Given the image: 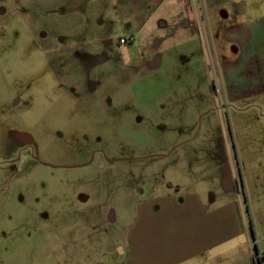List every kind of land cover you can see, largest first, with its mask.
<instances>
[{"label": "rangeland", "instance_id": "obj_1", "mask_svg": "<svg viewBox=\"0 0 264 264\" xmlns=\"http://www.w3.org/2000/svg\"><path fill=\"white\" fill-rule=\"evenodd\" d=\"M240 1L0 0V264H124L91 200L175 140L184 165L231 173L263 251L264 66L226 30Z\"/></svg>", "mask_w": 264, "mask_h": 264}, {"label": "crops", "instance_id": "obj_2", "mask_svg": "<svg viewBox=\"0 0 264 264\" xmlns=\"http://www.w3.org/2000/svg\"><path fill=\"white\" fill-rule=\"evenodd\" d=\"M240 2L242 8L233 12L238 22L226 30L241 33L246 45L252 43L257 63L262 59L258 65L263 68L264 0ZM208 3L212 7V0ZM177 15L188 17L191 22L178 26L176 31H187L194 21L192 13L181 10ZM157 62L154 59L146 65L154 67ZM167 146L166 152L145 158L144 169L112 172V178L121 175L128 184L112 192L111 200H91L100 216L96 221L106 228L103 234L116 239L122 249L123 263L190 264L204 258L208 264H254L250 241L253 234L249 235L231 173L222 175L214 166L212 171H201L184 165L187 159L178 153L182 148L179 140ZM87 200L90 198L80 193L76 210L86 208ZM71 252L65 247L55 250L54 255L81 257Z\"/></svg>", "mask_w": 264, "mask_h": 264}, {"label": "built area", "instance_id": "obj_3", "mask_svg": "<svg viewBox=\"0 0 264 264\" xmlns=\"http://www.w3.org/2000/svg\"><path fill=\"white\" fill-rule=\"evenodd\" d=\"M126 42H127V40L126 39H123V38H120L119 39V43L120 44H126ZM239 182H240V185H241V187H242V181H241V178H239ZM242 194H243V200H244V203H245V205H246V195H244V193H243V189H242ZM246 207V209H247V205L245 206ZM252 242H253V248H254V250H255V259H254V261H255V263L254 264H260V262H259V260H263V257H264V254H263V252L262 251H258L257 250V248H256V246H255V243H254V238H252Z\"/></svg>", "mask_w": 264, "mask_h": 264}, {"label": "flooded vegetation", "instance_id": "obj_4", "mask_svg": "<svg viewBox=\"0 0 264 264\" xmlns=\"http://www.w3.org/2000/svg\"><path fill=\"white\" fill-rule=\"evenodd\" d=\"M263 259H264V257H263Z\"/></svg>", "mask_w": 264, "mask_h": 264}, {"label": "trees", "instance_id": "obj_5", "mask_svg": "<svg viewBox=\"0 0 264 264\" xmlns=\"http://www.w3.org/2000/svg\"><path fill=\"white\" fill-rule=\"evenodd\" d=\"M264 254V253H263Z\"/></svg>", "mask_w": 264, "mask_h": 264}]
</instances>
